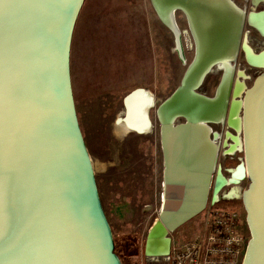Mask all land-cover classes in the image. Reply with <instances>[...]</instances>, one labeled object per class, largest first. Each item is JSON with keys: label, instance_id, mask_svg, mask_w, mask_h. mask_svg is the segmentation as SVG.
Wrapping results in <instances>:
<instances>
[{"label": "water", "instance_id": "water-1", "mask_svg": "<svg viewBox=\"0 0 264 264\" xmlns=\"http://www.w3.org/2000/svg\"><path fill=\"white\" fill-rule=\"evenodd\" d=\"M151 1L161 18L156 2ZM225 1L239 11L235 41L239 54L245 22L259 30L255 23L263 22L264 10L248 12L234 0ZM84 2L0 0V264H123L101 200L72 85L73 33ZM177 2L164 0L163 4L173 16L183 11L196 53L180 86L157 109L167 115L166 122L159 121L165 147L162 203L144 246L145 255L156 258L171 252L169 233L205 209L219 155L202 167L203 161L195 162L190 145L194 122L211 119L209 105L222 100L193 99L208 112H194L189 103L190 90L199 92L206 77L194 86L195 72L224 52L228 34L216 36L212 30L203 57L204 48L197 44L195 34L199 28H193L190 15L193 3ZM172 31L175 50L179 45L180 57L187 63L184 31L179 27ZM197 61L201 64L193 70ZM216 95L217 90L208 96ZM224 103L220 112L225 115ZM242 112L247 169L242 179L249 180L242 198L250 231L242 264H264V72L246 88ZM172 120L177 124L166 125ZM172 134L175 138L181 135L180 141L176 139L180 150L176 163L169 158L175 150ZM161 239L166 242L165 251L154 254L149 248Z\"/></svg>", "mask_w": 264, "mask_h": 264}, {"label": "rangeland", "instance_id": "rangeland-1", "mask_svg": "<svg viewBox=\"0 0 264 264\" xmlns=\"http://www.w3.org/2000/svg\"><path fill=\"white\" fill-rule=\"evenodd\" d=\"M234 1L241 8L246 7L248 12L264 10V0ZM176 21L184 31L187 63L175 50V35L162 22L151 0H85L73 33L71 76L78 118L103 207L124 264H136L137 261L139 264H168L163 259L145 260L143 250L162 203L164 165L157 109L180 86L196 53L183 11H176ZM242 43L260 53L264 49V36L245 22ZM245 56L242 47L236 63L235 85L242 83L249 88L264 72V67L250 65ZM222 76L221 70L208 74L198 91L213 96ZM139 89H144L153 98V105L148 109L153 127L145 133L131 130L121 133L118 125L123 123L120 120L124 118L125 99ZM244 95L245 91L239 98ZM211 125L222 134L221 141L225 140L227 131L238 135L237 130L228 125ZM244 160V151L228 155L222 147L217 171L223 167L222 174L229 178ZM213 176L205 209L169 233L174 245L197 238L203 231L209 210L237 212L243 222V233L250 236L242 198L249 180L226 185L210 209L218 175L214 172ZM232 188L238 194L233 196L234 199L226 197L236 192H230ZM135 243L140 247L139 256L133 246Z\"/></svg>", "mask_w": 264, "mask_h": 264}, {"label": "bare ground", "instance_id": "bare-ground-1", "mask_svg": "<svg viewBox=\"0 0 264 264\" xmlns=\"http://www.w3.org/2000/svg\"><path fill=\"white\" fill-rule=\"evenodd\" d=\"M154 1L156 2V5L158 7L160 16L162 18V22L164 21L167 24V27L177 32V27H179V25L177 21H176V25L174 23V18L176 20V14L175 16H173L172 11L167 12V10L165 9L166 8L165 4H163L164 0L162 3H160V1L162 0H154ZM177 1H178L177 3L183 2V0H177ZM187 1H190V3L191 2L193 3V9L190 10V15L192 19L193 28L194 29L196 28V30L199 28V31H196L195 34L197 38V44H199V46L201 45L204 48V52L202 51L203 48L201 49V51H199V53L203 52V57H204L206 48L208 47L210 43V33L212 32V30L214 31V33H217L216 36L220 34L221 36L228 34L227 40H226L227 47L225 48L224 52L216 56V58L214 59H212L213 57L210 58L209 61L206 62L204 69L200 67L195 72V75L192 80V85L197 86L198 84L201 83V80L204 74H206L207 76L208 74L213 73L215 71H219V70L223 71L224 75H223L222 82L219 88L217 89V95L215 97H209L208 95L197 92L196 90L195 91L190 90V98L192 100L190 101L189 106H192L194 108L193 109L194 112L198 110L199 112H208L207 111L208 108L203 107L202 104H200L196 99H200L202 101L203 99H210L214 101L215 99H219L220 97V100H222V102L218 103L217 105H209L211 114H213V117H211V119L199 120L197 122L195 121L193 124V127H194L193 141L190 145L191 151L193 153L192 156L195 158V162H197L198 160L203 161V165L201 164V166L204 167V164H206L208 161L214 158L215 154L216 155L219 154V145L215 141V139L212 138V127L210 125V122L214 120L224 119L225 115H227L228 112H229V121L231 122H232V116H234L235 113L237 114L239 123H237V125L236 123H230V124L233 126H236L237 131L239 132V134H241V136L240 135L237 137L235 136L236 143L232 145L231 150L233 151L235 148H239V150L244 151L243 139H242V115H241L242 106H243V97L242 98H239V97L246 90L247 86H245V84H242V83H239V84L237 83L235 85L233 101L230 106L229 101H228L229 99L228 96H229L230 87H231V76L234 70L233 62L237 59V56H238L236 52V44H235V41L237 39V35L239 32V21H237V19H239L238 9L235 8L236 9L235 10L234 8L230 7L228 4H226L227 1L224 2V0H187ZM255 24L259 28V30L258 29L257 30L261 34L264 35V20L263 22L258 21ZM201 35L203 37H201ZM212 42H213V39L211 38V44ZM178 47H179V50L176 49L177 52L180 51V46L178 45ZM242 47L247 52V62L250 65L264 67V49L260 53H256L251 48V46H249L247 43L241 42L240 48ZM199 64H201L199 63V61L195 62L193 64L192 69L195 70ZM239 73L245 76V73L243 71H239ZM190 84H191V81H190ZM144 91H145L144 89H139V90L134 91L133 93H131L130 95L126 97L125 100L127 104V109L125 110H126L127 115L126 116L124 115V118L120 120V123L123 122L124 124L122 123V125L120 126L118 125V127H120L119 132L121 131V133H124V131H129V130H137V131L143 132V131L152 129L150 128L152 123L148 116L149 115L148 109L153 105V98L149 97L146 94L147 92L145 93ZM194 98L196 99L193 100ZM224 101H225L224 108L226 107L225 115L220 112V109L223 107ZM165 114H166L165 112L163 113L161 111L157 112L159 121L160 119H162V121L164 120L166 122L167 115ZM170 122L171 123H166V125H170V124L176 125L177 124L176 121L175 123L172 124L173 120ZM118 127L116 129H118ZM171 137L175 138L173 134ZM180 137L181 135L178 138H175L172 140L173 142H175L174 143L175 150L172 149V153L169 156L171 163H176V161L179 162L180 160V156L178 154L180 150L178 149L176 145L177 140L180 141ZM215 137L217 138V134ZM163 148H164V155H165V147L163 146ZM246 171L247 169H246L244 162L242 164H239L237 168H235L232 171V176H230L229 178L224 176L222 174V171L219 169V171H217L218 176L216 178V181L217 179L218 181H217V186H215L214 188L213 200H216L219 197L218 193L220 192V189L222 187H225L226 185H229V184L231 185L234 183L235 184L239 183L240 180L244 178ZM212 174H211V177H212L211 179L213 180ZM233 188H236V186H234ZM233 188L230 190V192L236 191ZM208 192H209L208 193V197H209L210 191L208 190ZM236 194H237V191L233 195H236ZM233 195H230L229 193L227 196L232 197ZM168 219H171V218H167V219L165 218L166 221ZM178 221L179 220L175 221V223ZM174 226L175 225H171L170 226L171 229L174 228ZM158 229H160V227H158ZM159 232L156 234L158 237H160ZM165 246H166V242L162 241L161 239L159 243H155L149 249L151 252H155L154 254H159V253L162 254L165 251L164 250ZM152 248L153 250H151ZM155 258L156 256L152 257V259H155Z\"/></svg>", "mask_w": 264, "mask_h": 264}, {"label": "built area", "instance_id": "built-area-1", "mask_svg": "<svg viewBox=\"0 0 264 264\" xmlns=\"http://www.w3.org/2000/svg\"><path fill=\"white\" fill-rule=\"evenodd\" d=\"M242 224L235 211L209 210L203 231L197 238L180 245L172 243L171 252L166 256L147 257L154 261L163 259L168 264H242L249 239L241 229Z\"/></svg>", "mask_w": 264, "mask_h": 264}, {"label": "flooded vegetation", "instance_id": "flooded-vegetation-1", "mask_svg": "<svg viewBox=\"0 0 264 264\" xmlns=\"http://www.w3.org/2000/svg\"><path fill=\"white\" fill-rule=\"evenodd\" d=\"M175 35V34H174ZM182 39H183V35H182ZM244 49V48H243ZM244 51H245V49H244ZM245 53H246V60H247V52L245 51ZM239 55V54H238ZM181 58V57H180ZM237 59H238V56H237ZM237 59L233 62V64H234V70H233V72H232V76H231V87H230V92H229V96H228V101H229V104H230V106H231V104H232V101H233V95H234V92H235V77L237 76V72H238V70L236 69V63H237ZM182 60V59H181ZM222 73H223V71H222ZM211 74V73H210ZM223 75H224V73H223ZM222 79H223V76H222ZM221 82H222V80H221ZM221 82H220V84H221ZM220 84L218 85V88H219V86H220ZM217 88V89H218ZM238 98V97H237ZM235 121V122H234ZM151 123H153L152 121H151ZM230 123H236V125H237V123H239V120H238V117H237V114L235 113L234 114V116H232V122L231 121H229V112L227 113V115H225V118L224 119H221V120H214V121H211L210 122V125L211 124H223V125H228V126H230V127H232V128H234V129H236L237 130V128H236V126H233V125H231ZM153 124H151V126H150V128H152L153 126H152ZM211 127H212V125H211ZM131 131H137V130H131ZM150 130H147V131H143V132H140V131H137V132H140V133H145V132H149ZM161 131V123H160V126H159V132ZM238 132V131H237ZM217 134V138L215 137L216 136V134ZM219 134V135H218ZM241 136V134H239V132H238V135H235V134H233V133H231L230 131H227V133H226V138H225V140H223L222 139V141H221V137H222V134L221 133H219L218 131H215L214 130V128L212 127V138L213 139H215V141L218 143V145H219V153H221V148L222 147H224V149H225V154H228V155H230V154H235L236 152H239L240 150H239V148H235L233 151L231 150V148H232V145H234L236 142H235V138L237 137V136ZM234 136V137H233ZM236 136V137H235ZM160 139H161V132H160ZM230 141V142H229ZM225 144V145H224ZM161 145H162V142H161ZM222 145V146H221ZM231 146V147H230ZM162 154H163V165H164V159H165V155H164V148H163V145H162ZM221 166H222V164H221ZM237 167V166H236ZM222 169H223V167H221ZM222 171V170H221ZM215 172H216V175H218V173H217V169L215 170ZM164 174V173H163ZM164 176V175H163ZM213 178H214V176H213ZM217 181H218V179H217ZM217 181H215V186H217ZM146 241V240H145ZM143 253H144V258H145V260H147V261H151L152 259H148V257L145 255V252H144V250H143ZM143 261H144V259H143ZM152 261H154V260H152Z\"/></svg>", "mask_w": 264, "mask_h": 264}, {"label": "trees", "instance_id": "trees-1", "mask_svg": "<svg viewBox=\"0 0 264 264\" xmlns=\"http://www.w3.org/2000/svg\"><path fill=\"white\" fill-rule=\"evenodd\" d=\"M114 240H115V247H116V252L118 253V255L120 256V254H119V252H118V250H117V240L114 238ZM134 249H135V251H136V254H137V256H139V253H140V247H139V245H138V243H135L134 245ZM134 255V254H133ZM120 258H121V260H122V262H123V264H124V261H123V259H122V257L120 256ZM138 263H136V264H139V261H137Z\"/></svg>", "mask_w": 264, "mask_h": 264}]
</instances>
